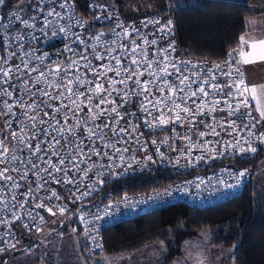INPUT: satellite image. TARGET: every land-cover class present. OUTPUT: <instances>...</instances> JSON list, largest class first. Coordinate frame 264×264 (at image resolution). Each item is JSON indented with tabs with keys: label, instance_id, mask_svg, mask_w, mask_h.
Returning <instances> with one entry per match:
<instances>
[{
	"label": "snow or ice",
	"instance_id": "snow-or-ice-1",
	"mask_svg": "<svg viewBox=\"0 0 264 264\" xmlns=\"http://www.w3.org/2000/svg\"><path fill=\"white\" fill-rule=\"evenodd\" d=\"M5 3L6 0H0V5ZM20 4H25V7L21 8ZM20 4H17L16 11L7 18L6 23L3 22L5 18L0 17V43L4 47V54L0 55V98H3L0 101L3 105L0 118H4L0 132L11 129L14 122L20 126L19 133L16 131L9 133L15 146L5 144L7 136L0 139V213L11 214V218L0 215V228L3 229L0 234V253L9 248H16L19 243L12 229L16 221L23 222L27 217L39 231L37 222L44 223L45 220L37 210L43 209L51 215L57 213L64 215L69 211L68 203H55L56 201H63L64 196H67L68 201L76 204L77 201L90 197L93 192H98V185H105L112 178L118 179L132 168V163L127 162L123 155L129 149L126 147L122 149L117 145L128 143L134 135L135 142L141 145L142 150L146 151V145L141 142L144 133L138 131L140 124L127 117H137L148 129L178 123L183 126L187 122L188 131H192L196 123H204L203 120L198 121L197 117L208 114L205 112L204 98L211 94L209 91L211 89L214 93H223L235 101L232 103L224 100L226 109L219 107L221 104L219 99L207 106L209 113L227 110L228 117H235L223 121L220 127L223 128L226 123L232 130L229 135L247 130L246 136H237L234 142H227V148L237 149L239 153L244 154L256 153L258 149L254 144L257 141L264 145V132L257 135L252 131L257 124L264 121V104L260 103L257 97L258 87L264 88V85L247 84L244 72L240 68L242 64L264 61V39L249 40L246 35H241L239 47L227 54V60L223 63H213L204 71L191 61L172 57L170 53L176 51L172 44L167 48H157L149 55V52L133 38L130 45L120 44L118 55H113L118 51L116 48L106 47L103 51H97L95 45L86 44L79 32L72 31V24L60 23L66 18L64 13H69L68 20L75 19L80 28H85L88 22L74 15L76 0H20ZM28 7L31 8V12H27ZM88 7L105 11L107 13L105 19H111L114 14V9L108 11L107 5L90 3ZM22 12H27V19L22 18L20 14ZM96 19L100 17L97 16ZM16 22L29 29L27 36L33 41L40 39L34 34L38 31L48 39L59 36L69 40L74 37L71 44L78 43L83 47L73 48L65 44L63 52H70L72 56L60 58L58 54L56 61H50V54L47 52L35 56L38 49L25 48L23 43L25 33L14 28ZM148 23L159 24L160 21L152 19ZM115 28H120L122 32L116 33ZM115 28L113 32L117 36L123 35L128 38L133 33L141 35L139 28L131 24L125 26L121 21L116 23ZM159 31L170 33L172 21L161 25ZM13 32L15 34H12ZM103 35L100 33L91 38L99 41ZM13 41L20 43L12 46ZM143 44L157 45V40L149 41L145 38ZM12 59H18L19 63H10ZM32 59L39 61V65L33 66ZM45 61L49 62L45 64ZM187 65H192V68H188ZM213 69L230 78L231 83L227 85L217 83ZM33 73L38 75L33 77ZM50 76L57 79H49ZM197 80L200 83L193 89L192 84H196ZM41 84L44 86L41 87ZM225 87L228 89L227 92L224 91ZM248 93H251L252 99L257 100L258 117H254L249 109ZM197 99L200 103H197ZM10 100L12 103H9ZM189 101L195 107H191ZM133 104L135 110L129 111ZM138 112L141 115L137 116ZM245 118L251 123L245 122ZM212 120L215 121L216 117L213 116ZM237 120L241 121V125H237ZM205 126L209 127L210 131H199V137L219 136L213 124ZM172 131L175 132V128ZM176 136L188 142L187 154L181 150L180 156L187 155L191 158L193 149H200L205 153L216 151L209 147L212 141L201 144L199 141L192 142L190 135L180 136L176 133ZM168 139L165 138L160 143L167 144ZM151 143L156 145L157 140H152ZM169 149L177 151L171 145ZM117 153L119 156L114 158ZM219 154L222 155L223 152ZM156 155L161 162L169 159L159 147L156 148ZM211 158L215 159L216 156L213 155ZM116 159L120 163H117ZM204 159V155L195 157L197 163ZM128 160L135 162L137 166L142 163L135 155L130 156ZM147 162L156 161L152 155H145L143 163L146 165ZM176 164H179V158L176 159ZM120 167H123V171L116 170ZM14 173L18 174V179ZM246 173L247 170H244L230 175L239 184ZM30 175L35 179L29 180ZM85 180H88V183L84 185L85 190H81ZM52 185H62L63 193L51 187ZM5 189L13 190L11 200L15 203L6 202L3 195ZM21 189L24 191H20ZM173 191L179 192L180 188L165 189L136 202L131 201L127 195L118 201L110 199L103 208L96 205L95 219H103L99 215L101 211L104 216H110L122 206L134 210L139 204H147L149 201L153 204L166 202V197H173ZM18 196L22 199H18ZM19 210H24V214L22 215ZM80 220L87 225L83 213ZM22 226L25 230L31 231L28 223L23 222ZM91 231L93 229L86 227L85 235L96 241L97 237L90 235ZM96 246L102 247L98 243Z\"/></svg>",
	"mask_w": 264,
	"mask_h": 264
},
{
	"label": "built area",
	"instance_id": "built-area-1",
	"mask_svg": "<svg viewBox=\"0 0 264 264\" xmlns=\"http://www.w3.org/2000/svg\"><path fill=\"white\" fill-rule=\"evenodd\" d=\"M90 3H99L101 5H107L108 11H113L114 14L111 19H105V15L107 13L101 9L92 8L90 11L92 12V15L90 17V20L84 18L82 15L79 14V12L75 9V16L82 21H87L88 23L85 25V28L82 29L75 23V19L68 20L67 16L69 13H64L65 19L61 20L60 23L64 24H72V31L73 32H79L82 36V38L85 40L86 44L95 45L97 51H103L104 48L110 47V48H116L118 51L114 52L113 55L119 54V46L120 44H131L132 39L134 38L137 43L141 44L144 49H146L149 52V55L153 51H156L157 48H167L169 44H172L176 51L171 52V56L178 59V60H184V61H191L193 65H197L199 69H203L204 71H207V69L213 64V63H223L225 60L228 59V53L232 50H230L224 57L220 59H209L206 57H199V56H191L187 54L185 49L182 47L174 17L171 13H164V12H145L137 16L133 17H126L124 16L121 9L105 0H89L88 5ZM20 4V3H17ZM16 3L13 2V0H6L5 5H0V17L5 18L3 22H7V18L12 15L16 11ZM21 8L25 7V4H20ZM60 9H58L59 11ZM27 12H31V8L28 7ZM27 12L20 13L22 18L27 19L28 15ZM35 14V13H32ZM99 16L100 19H96V17ZM14 18V17H13ZM152 19H158L160 21L159 24H152L148 23V21H151ZM172 21V31L169 33L167 31L161 32L159 31L161 25L167 23V21ZM118 21L123 22L125 26L128 25H134L136 28L140 29L141 35H137L136 33H133L131 37L125 38L123 35L117 36L114 34L113 29L115 28V25ZM39 23V21H37ZM147 24L145 27L144 25ZM14 28L17 30H22L25 33V40L23 43L25 44V48L28 49L36 48L38 51L35 52V56H41L44 52L49 53V60L50 61H56L58 59V54H60V58H63L65 56H72V53H64L63 49L65 44H69L73 48H82L83 46L77 44H71V40L74 39V37H71L69 40H65L61 37H56L52 39L45 38L42 36L38 31L34 34L38 37H40L39 40L33 41L30 36H27V32L29 29H26L23 27L22 24L19 22H16L14 25ZM131 31V29H129ZM50 32V30H49ZM116 33H121L122 30L120 28H115ZM100 33H103L104 35L100 37V40L97 41L91 37H94L96 35H99ZM12 34H15L14 32ZM157 40V45H145L143 44L144 39ZM20 41H13L12 46H15L19 44ZM236 46L234 49L238 48ZM4 54V47L3 44L0 43V55ZM238 59V57H237ZM49 61H45V64H47ZM107 63V61H104ZM10 63L15 64L19 63L18 59H12ZM39 61L32 59L31 64L33 66L39 65ZM94 63H100L98 61H94ZM235 66V65H234ZM188 68H192V65H187ZM241 70L244 72L243 66L240 65ZM193 71L197 69H192ZM226 70V69H225ZM213 72L215 73L217 77V83H221L222 85H227L231 83L230 78L222 76L219 71L213 69ZM188 74V73H186ZM38 75V73H33L32 76L35 77ZM111 75V73H110ZM235 75V74H233ZM245 75V73H244ZM49 79H57L56 77H49ZM174 79V78H173ZM246 79V78H245ZM200 81L197 80L196 84H192V88L196 89L199 85ZM247 83V81H246ZM41 87L44 86L43 84L40 85ZM210 95L208 97L204 98L205 101V112L208 113L204 116H198L197 120H203L204 123H196V126L192 129V131H188V124L185 122L183 126L178 124H167L163 125L161 127L155 128V129H148L143 125L142 120H138L137 117H127V119H132L134 122H137L140 124V128L138 131L143 132L144 136L142 138V143L146 145V151L141 149V145L135 142V135L133 136V139L129 141L126 144H118L117 147L120 148H128V152H124L123 155L126 158L127 162L132 163V168L128 170V172L120 177V178H112L109 183L105 185H98V192H93L90 197H85L80 201H77L76 204H72L70 201H68L67 196H64L63 201H56L55 203H61L66 202L68 203L69 211L66 212L64 215H60L57 213L56 215H51L44 211L43 209L37 210L40 211L41 215L44 216V223H38V226L40 230L43 227H56L57 224L52 222V218H55L58 221L57 229L61 230L64 229L67 234L74 240L78 250H80L82 243L86 247L88 251H95L99 250L102 247H97L96 244L102 245V238L101 233L102 231L110 226L111 224L126 219L130 217H134L136 215H139L144 212H149L152 210L159 209L161 207H164L166 205H169L174 202H186L189 205L194 206H206V205H212L219 201H222L226 198L237 196L241 193L243 187L245 186L246 182L252 178V172L244 165H238L235 162L236 161H242L250 158L251 156L258 155L260 153L264 154V145L260 144L258 141L254 144V146L257 147L256 153H244L241 154L238 152L237 149L227 148V142L232 141L234 142L237 136L244 137L247 135V130H241L239 133H233L232 135H229L228 133L231 132V128L228 127V125L225 123L224 127L221 128L220 124L229 119H235V117H228L227 116V110L225 111H219L217 110L214 113L208 112V105H211L214 100L219 99L221 101V104L219 105L220 108H225L226 106L223 104L224 100H229L232 103H235V101H232L230 97L225 96L223 93H214L213 90L209 89ZM224 91L227 92V87L224 88ZM249 96V109L252 112V115L254 117H257L252 100ZM3 98H0V101H2ZM9 103H12L10 100ZM197 103H200V100L197 99ZM189 105L191 107H195V105L191 104V101H189ZM249 109H242V111H248ZM0 110H3L2 102H0ZM16 111H19V109H15ZM135 110V104L131 105L129 107V111ZM141 115L139 112L137 113V116ZM154 115H158V113H154ZM216 117V120L213 121L212 117ZM3 122L4 118H0V128H3ZM245 122L251 123V121H247V118H245ZM213 124L215 126V129L217 132H219V136L214 135H207L205 137H199L198 132L204 131L209 132L210 128L206 127L205 125ZM237 125H241V121L237 120ZM175 128V132L172 131V129ZM11 131H16L19 133L20 126L17 125L15 122L12 125V128L6 131L0 132V139H4L6 136L8 137L5 140V144L12 147L15 146V142L11 140L9 133ZM252 131L255 134H259L260 132H264V124L260 123L257 124V127L252 129ZM176 133H179L180 136H188L190 135L192 137V142L199 141L201 144H203L205 141H212V144L209 145V147L214 148L216 151L212 153H205L203 150L200 149H193L191 153V158H188L187 155L180 156V151H184L185 154H187V144L188 142L178 138L176 136ZM165 138L168 139V143H160V141L164 140ZM125 139H128L125 137ZM152 140H157V144L153 145L151 143ZM169 145L176 148L177 151H171L169 149ZM159 147L160 151L164 152L167 157H169L168 160H165L163 162L160 161L159 157L156 155V148ZM247 147V145H245ZM227 148L225 151L224 149ZM223 152L222 155L219 153ZM18 155L20 153H17ZM132 155H135L138 160H141V165L137 166V164L133 161H129L128 158ZM145 155H152L153 159L156 161L153 162H147L145 165L143 163V157ZM204 155L205 159L196 162L195 157ZM215 155L216 158L212 159L211 157ZM119 154H115L114 158L118 157ZM179 158V164H176V159ZM95 159V158H93ZM191 161V162H190ZM117 163H120L118 159H116ZM107 163V161H105ZM126 166V164L124 165ZM81 167H84V165H81ZM117 171H123V167L117 168ZM247 170L246 175L241 178V181L239 184H237V180L230 175V173H238L240 171ZM17 176L18 174H13ZM90 176L92 173L89 174ZM149 175H154V177H157L155 180L157 183H159L158 186H154L151 188H145V189H137V190H131L127 192H123L120 195L113 196V197H107L105 198L106 194H112L111 189H107L110 186L117 184L118 182H121L124 179L131 178L134 176L139 177H147ZM35 179L31 175L29 176V180ZM20 183H25L24 181H19ZM88 183V180H85L83 182V185L81 186V190L84 189V185ZM199 185V187H197ZM229 185H232V187H229ZM34 186V185H33ZM51 187L57 188V190L61 193H63V186L60 185H52ZM177 187L180 188L179 192L173 191V197L171 198H165L166 202L153 204L151 201H149L147 204H139L134 210L127 206L120 207L114 214L110 216H104L103 211L99 213L100 216L103 217V219L97 220L95 219V215L97 214V208L96 205H100L101 208H103L104 205H107L109 203V200L118 201L125 195H127L131 201L136 202L143 199H147V197L154 195L156 192H163L165 189H176ZM20 191H24V189H21ZM13 194V190L11 189H5V192L3 195L6 197V202L15 203V201L11 200V196ZM18 199H22V197L18 196ZM31 204V201H30ZM30 206V205H29ZM28 207V206H26ZM20 213L23 215L24 210H19ZM55 211V209H54ZM85 215V219L88 222L87 225L85 223H82L80 220L81 214ZM0 215H7L8 218H11L10 213H0ZM26 222L29 224V227L31 228V231H27L23 228L22 223ZM16 221L12 225V229L14 232V236L16 240H20L24 235L32 234L34 232H37L36 227L33 226L32 222L25 217V220ZM88 227L90 229H93V231L90 232V235L96 236L97 240L92 241L89 239L88 236L85 235V228ZM39 230V231H40ZM3 229L0 228V234H2ZM11 239V238H9ZM14 242V241H13ZM18 245V244H17ZM16 245V246H17ZM13 248H9L8 250L0 253V259L7 254L10 250ZM80 252V251H79ZM81 254V252H80ZM82 256V255H81Z\"/></svg>",
	"mask_w": 264,
	"mask_h": 264
},
{
	"label": "trees",
	"instance_id": "trees-1",
	"mask_svg": "<svg viewBox=\"0 0 264 264\" xmlns=\"http://www.w3.org/2000/svg\"><path fill=\"white\" fill-rule=\"evenodd\" d=\"M105 1L123 12L121 0ZM167 1L168 5L160 12L173 15L179 41L187 54L209 59H220L238 46L239 37L245 31V20L260 13L242 0ZM13 2L17 4L20 0ZM88 2L76 0V10L89 21L92 12ZM263 158L264 154L260 153L235 162L252 172V178L237 196L201 207L174 202L117 221L102 231L101 249L90 252L80 241L83 259L86 264H96L90 260L92 256L128 254L156 241L163 243L167 250L161 264H169L180 255L186 241L206 234L211 246L232 249V264H264V187L253 174ZM156 179L154 175L124 179L107 188L114 192L105 198L158 186ZM50 229L59 231L56 227ZM30 235H24L19 243L28 240Z\"/></svg>",
	"mask_w": 264,
	"mask_h": 264
},
{
	"label": "rangeland",
	"instance_id": "rangeland-1",
	"mask_svg": "<svg viewBox=\"0 0 264 264\" xmlns=\"http://www.w3.org/2000/svg\"><path fill=\"white\" fill-rule=\"evenodd\" d=\"M121 1L123 14L126 17L137 16L145 12H160L168 5L167 0ZM255 2L261 4L253 8L264 9V0ZM262 63L260 62L261 65ZM262 69H264V63ZM250 75L259 79V69L255 72L250 71ZM260 85H264V79ZM253 174L254 178L264 187V158L260 160ZM52 222L58 225L55 218H52ZM50 228L52 227H43L40 231L32 233L28 240L18 243L16 248L7 253L6 258L0 264H86L69 234L64 229L56 231ZM28 244L31 245L28 246ZM166 253V246L163 243L153 241L135 252L113 257L92 256L90 260L95 261L96 264H161ZM231 261V248L211 246L206 234H202L198 238L186 241L182 245L180 255L169 264H232Z\"/></svg>",
	"mask_w": 264,
	"mask_h": 264
},
{
	"label": "crops",
	"instance_id": "crops-1",
	"mask_svg": "<svg viewBox=\"0 0 264 264\" xmlns=\"http://www.w3.org/2000/svg\"><path fill=\"white\" fill-rule=\"evenodd\" d=\"M242 1L247 2L252 8L255 6L257 7V5L261 4V3L257 4L255 2L256 0H242ZM253 10L260 11V13L255 14L251 17H248L245 20V31L243 32L242 35H246L249 40L264 39V9L253 8ZM260 62L264 63V61H259L256 63H250V64H246V65L242 64L247 84L259 86L261 83H263L264 69H262L263 63L261 65ZM257 66L259 68H257ZM257 69H259V72H260V78L259 79H256L255 76L250 75V71L255 72V71H257ZM249 95H251V93H249ZM257 97L259 99V102L264 104V88L261 89L258 87ZM251 100L253 103L255 113L258 117L259 113L256 109L257 100H254L252 98H251ZM261 123L264 124V121H262Z\"/></svg>",
	"mask_w": 264,
	"mask_h": 264
}]
</instances>
